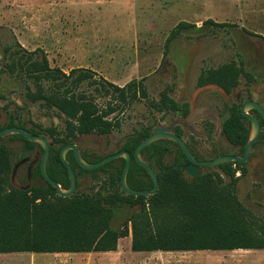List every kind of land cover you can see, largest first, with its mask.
I'll list each match as a JSON object with an SVG mask.
<instances>
[{
	"label": "rangeland",
	"instance_id": "1",
	"mask_svg": "<svg viewBox=\"0 0 264 264\" xmlns=\"http://www.w3.org/2000/svg\"><path fill=\"white\" fill-rule=\"evenodd\" d=\"M48 2H52L53 9L48 8ZM209 19L226 25L206 22ZM181 21L189 22L190 26L173 37L167 47L169 35ZM81 31L89 38L70 40V34ZM93 33L97 38H90ZM18 44L28 50L42 49L52 67L67 73L74 68L94 71V79L78 84L72 94L91 103L96 114L118 102L113 88L105 82L118 86L139 82L141 91L136 99L121 104L105 117L112 123L108 133L95 132L107 151L122 147L144 127L170 123L179 115L176 108L182 109L188 104L194 112L204 106L221 111L237 99L242 102L249 96L264 104V0H0V69L11 51L20 50ZM241 59L250 78L242 77L230 95L215 84L205 87L199 84L202 72L232 61L240 63ZM30 90H36L33 80L0 73V125L7 121L9 114H15L27 127L37 128L51 140L48 129H54L55 135H64L70 118L43 100L32 101L27 95ZM164 93L178 107L159 108ZM167 143L174 149L173 144ZM9 145L17 161V156L22 154V141H9ZM221 146L224 151L238 150L229 142ZM263 154L262 146H257L246 164L247 173H236L235 189L229 186L224 189V195H236L264 221ZM36 156L39 157L37 164L40 147L32 158ZM164 162L167 164L170 158ZM27 169L28 163L18 168L12 180L16 187L28 185L30 188L44 183L41 177L27 181ZM168 170L161 175L163 195L173 191L174 179L180 173ZM205 174L212 175L220 191L229 184V178L218 166L206 169ZM107 179L103 170L85 173L79 178V190L107 193L111 191ZM4 187L9 190L8 186ZM48 199L52 204L59 203L53 197ZM142 202L144 205L137 202L115 207L111 226L123 230L127 220L140 212L150 219V227L145 228L151 232L183 219L172 207L162 208L150 196ZM170 202L173 204V200ZM262 220L252 228L256 234L261 232ZM128 230L129 234L119 239L114 251L0 253V264H158L159 261L168 264L173 261L161 254L132 251V221ZM239 259L237 264H264V251H258L253 257L243 253Z\"/></svg>",
	"mask_w": 264,
	"mask_h": 264
},
{
	"label": "trees",
	"instance_id": "2",
	"mask_svg": "<svg viewBox=\"0 0 264 264\" xmlns=\"http://www.w3.org/2000/svg\"><path fill=\"white\" fill-rule=\"evenodd\" d=\"M206 22L224 26L225 23ZM190 26L189 22L181 21L171 32L166 46L170 40L179 34L182 29ZM20 50L10 52L8 61L1 72L10 75L27 77L34 81L36 90L28 92L32 101L43 100L45 104L56 107L66 114L70 120L67 132L64 135H55L54 129H48L54 139L55 145L51 147L47 162L49 175L58 181L62 187L70 186V178L67 167L60 157L61 148L72 142L79 135L90 132L108 133L112 123L106 120L109 114L116 111L121 104L132 102L136 99L141 87L139 82L131 81L126 86H118L108 83L114 92L117 103L96 114L94 106L78 96L72 94L74 88L81 82L94 79V71L86 68H74L69 73L59 67L50 65L47 54L40 48L28 50L18 44ZM250 78L245 70L243 59L240 63L228 62L216 68H209L201 73L199 84H217L226 92L240 82V76ZM159 108H176L174 100L166 93L163 94ZM75 120V121H73ZM248 119L240 111L238 106L231 107L230 115L225 121V130L229 139L245 149L250 129L247 125ZM7 126H20L26 128L33 134H41L35 127H27L20 116L9 114L7 121L0 125V129ZM154 126L142 128L136 134L130 136L122 148L132 154V163L128 173V183L134 189H148L153 187V180L147 170L137 162L134 150L136 146L151 134ZM263 137V136H262ZM22 141L21 152L15 155L9 145V141ZM175 142H173L174 144ZM43 148L40 144L28 140L22 134H11L0 137V253L14 252H93L114 251L118 247L120 238L129 234L128 224L133 223L132 243L133 251H187L199 249L230 250V249H264V221L257 214L243 205L236 195H224V189L229 186L235 189L236 170L243 169L242 162L230 161L219 164L223 173L229 178V184L220 191L211 174H203L188 180L183 174L184 161L186 157L182 148H178L176 154V166L179 176L174 179L175 186L170 194L163 195L162 173L166 170L160 167L158 155L162 146L152 143L142 150L154 155L145 157L158 172L160 187L155 194L132 195L126 193L121 186V175L125 165L124 158L114 159L96 169H85L81 167L74 155L68 154V160L72 164L78 180L85 173H96L103 170L107 173L111 191L105 193L102 190L94 192L80 191L79 181L77 191L71 196H60L56 188L50 184L42 175L40 162L33 168L32 177H41L42 184H35L28 189L16 187L12 183V172L16 163L23 158H32L36 148ZM176 151V150H175ZM111 152L110 154H112ZM85 159L96 162L102 159ZM238 167L234 168L233 164ZM246 171V168L243 169ZM195 179H198L194 182ZM4 186H8L9 190ZM53 197L59 203L52 204L48 199ZM150 196L162 208L170 209L182 216V221L169 226L159 227L151 232L150 219L143 212L136 214L126 222L124 229L113 228L110 224L114 208L129 204L135 205L142 202L143 198ZM171 196L172 198H169ZM170 200H173L171 204ZM67 201L68 204H60ZM173 205V206H172ZM170 211V210H168ZM258 220H262L261 232L253 231V226ZM143 226V228H142Z\"/></svg>",
	"mask_w": 264,
	"mask_h": 264
},
{
	"label": "water",
	"instance_id": "3",
	"mask_svg": "<svg viewBox=\"0 0 264 264\" xmlns=\"http://www.w3.org/2000/svg\"><path fill=\"white\" fill-rule=\"evenodd\" d=\"M251 108H256L261 116L264 119V107L257 101L254 100H246L243 102L242 106H241V112L243 113L244 116H246L247 118L250 119L251 121V130H250V134H249V138L247 141V144L245 146V151L243 155H236V154H226V155H222V156H218L212 160L209 161H204V162H198V160L195 159V157L192 155V153L190 152V149L188 148L187 144L185 143V141L178 136L177 134H175L174 130H173V125H166V124H160V125H156L153 130L152 133L150 135H148L146 138H144L135 148L134 150V155L135 158L137 160V162L139 164H141L148 172V174L150 175V177L153 180V187L149 188V189H134L132 188L129 183H128V173L130 170V166H131V161H132V155L128 150H120L116 153L110 154L104 158H102L101 160H98L96 162H91L86 160L81 154H80V147L83 145H88L91 144V141H86V140H78L77 143H67L65 144L61 150H60V157L62 162L66 165L67 167V171H68V175L70 178V186L68 188H64L62 187V185L54 180L48 173L47 170V162H48V158L50 155V141L49 139L42 135V134H33L31 132H29L26 128L24 127H20V126H7L4 127L2 129H0V137H4V136H8L11 134H22L23 136H25L28 140H31L33 142H36L38 144H40L43 148V153L40 157V167H41V172L43 177L50 183L52 184L56 190L57 193L60 196H71L72 194L75 193L76 188H77V184H78V178H77V174L72 166V164L70 163V161L68 160V152L70 150H72L74 152L75 158L78 162V164L85 168V169H96L98 167H101L103 165H105L106 163L122 157L125 159V165L122 171V175H121V186L122 189L128 193V194H132L135 196L138 195H152L155 194L159 187H160V181H159V176L158 173L156 172V170L148 163L146 162L142 156H141V151L151 145L152 143L156 142L157 140L160 139H172L174 141H176L184 150V152L187 154L188 159L190 160V162L186 165L185 167V171L189 172L192 176H196L199 175L200 172V166L199 165H207V166H215V165H219L225 162H230V161H239V162H246L248 161L251 153H252V148L254 143L258 140L260 133H261V124L259 119L253 115L252 113L249 112V109ZM164 155V151L162 152L159 162L161 164V166L165 167L163 165V156ZM30 161L29 164V171H28V175L29 178L31 177V173H32V169L34 167V164L36 163V159H30V158H23L21 160H19L16 165L14 166L13 172H12V179H15L16 176V172L18 170V168L26 163ZM165 168H169V167H165ZM29 186L23 187V188H28Z\"/></svg>",
	"mask_w": 264,
	"mask_h": 264
},
{
	"label": "flooded vegetation",
	"instance_id": "4",
	"mask_svg": "<svg viewBox=\"0 0 264 264\" xmlns=\"http://www.w3.org/2000/svg\"><path fill=\"white\" fill-rule=\"evenodd\" d=\"M242 77H245V76L241 75L240 76V80H242ZM208 85H212V83H207V84H204V85H201V86L205 87V86H208ZM215 85H217V84H215ZM238 85L233 87L230 92H226L219 85H217V86L222 88L225 91L226 94L230 95L231 92L236 90ZM246 100L257 101L264 107V104H262L260 101L256 100L254 97H250L249 96L244 101H246ZM244 101L241 102L240 99H237L236 102L230 103V106H226V108H223L221 111H217V110H215V109H213L211 107L204 106V107L201 108V110L194 112L193 108L191 107V105L188 104L182 109L181 108H176L177 111H179L178 112L179 115L174 120H172L170 123H168V124L167 123H160V124L173 125V130H174L175 134L180 136L185 141V143L187 144L188 148L190 149V152L195 157V159L198 160V162L209 161V160H212V159H214V158H216L218 156H222V155H226V154L243 155L245 149L242 151L239 144H237L235 142H232L229 139L228 135L226 134V130H225V126L224 125H225V121H226L227 117L230 115L231 107H234L236 105V106L239 107V109L241 111V106H242ZM234 103H236V104H234ZM224 109H226V110H224ZM249 112L252 113L253 115H255L259 119L260 124H261V133H260V136H259L258 140L253 145L252 153H251L248 161L242 162L241 167H243V169L246 168V171L244 172L243 169H238L237 168L238 165L236 163L233 164V167L237 168L236 173H240V175H244V174L247 173L248 168H247L246 164L250 161L255 148L257 146H262V149L264 150V119L261 116L260 112L256 108L249 109ZM247 119H248L247 125L249 126V129L251 130V121H250L249 118H247ZM160 124H158V125H160ZM98 137L99 136H96L95 132H90L88 134L77 136L70 143H77V141L79 139L80 140L91 141L92 142L91 144L83 145V146L80 147V154L82 155V153H84L87 156L88 159H95L98 155L102 156L104 158V157L110 155L111 152L116 153V152H118L120 150H126V149L120 147V148L115 149L113 151H107V147L104 146L102 140L100 138H98ZM49 141H50V146L51 147L55 145L54 139H52V140L49 139ZM167 142H170L171 144H173V142H175L173 144L174 145L173 146L174 149H172V147H170ZM224 142H229L232 146L238 147V150H236V151L225 150L224 151V149H222V146H221L222 143H224ZM156 143H158L160 146H162L161 151H160V153L158 155V162H159V159H160V156H161L162 152L164 151L163 165L165 167H169V168H165V167L161 166V164L159 162L160 167L164 168L166 170L174 168L176 166V154H177L178 148L179 147L182 148V147L176 141H174L172 139H167V138L157 140ZM71 151L72 150H70L68 152V154ZM50 152H51V148H50ZM153 152H154V150H152L151 153L146 152L145 156H144L142 154V151H141V156L146 162H148V160L145 157L151 156L152 154L154 155ZM185 155H186V157H183L182 160L184 161L183 173L186 176L195 178L197 176L203 175L206 172V169H208V168L215 167V166L219 167V165H215V166L199 165L201 173L199 175L192 176L189 172L185 171L186 165L190 162V160L188 159V156H187L186 153H185ZM67 157H68V155H67ZM38 158L39 157L36 156V157H34L32 159H36V161H37ZM119 158H122V157H119ZM165 158H170V162L165 164V162H164ZM132 160H133V158H132ZM26 163H28V169H27V173H26V178H27V181H30L33 178L32 177V173H31V177L30 178H29V175H28L30 161H28ZM131 163H132V161H131ZM153 168L155 169V167H153ZM262 169L264 170V165H263ZM26 186H28V185H25V186L22 185V187H20V188H23V187H26ZM77 188H78V184H77ZM77 188H76V191H77Z\"/></svg>",
	"mask_w": 264,
	"mask_h": 264
},
{
	"label": "crops",
	"instance_id": "5",
	"mask_svg": "<svg viewBox=\"0 0 264 264\" xmlns=\"http://www.w3.org/2000/svg\"><path fill=\"white\" fill-rule=\"evenodd\" d=\"M49 3V2H48ZM48 8L53 9L52 2L49 3ZM59 7V6H58ZM94 27V26H93ZM79 34H70V40H83L88 39L89 35L84 31L78 32ZM97 34L93 33L90 38H97ZM73 37V38H72ZM133 251V250H132ZM258 251L264 249H230V250H187V251H134V252H147L148 255H162L165 259H172L168 264H237L240 262L241 255H251L253 257ZM158 259V258H157ZM178 260V262H176ZM160 264V261L158 262Z\"/></svg>",
	"mask_w": 264,
	"mask_h": 264
}]
</instances>
